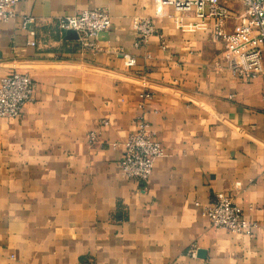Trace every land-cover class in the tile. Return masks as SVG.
<instances>
[{"label":"crops","instance_id":"crops-1","mask_svg":"<svg viewBox=\"0 0 264 264\" xmlns=\"http://www.w3.org/2000/svg\"><path fill=\"white\" fill-rule=\"evenodd\" d=\"M88 8L112 17L100 50L60 26ZM134 17L159 34L136 46ZM214 29L162 0H24L0 21V82L14 71L35 81L21 115L0 116V264H264V81L231 72ZM144 91L165 147L148 182L124 177L123 148L110 145L136 129ZM218 192L253 235L211 223L204 206Z\"/></svg>","mask_w":264,"mask_h":264},{"label":"built area","instance_id":"built-area-1","mask_svg":"<svg viewBox=\"0 0 264 264\" xmlns=\"http://www.w3.org/2000/svg\"><path fill=\"white\" fill-rule=\"evenodd\" d=\"M22 1L0 0V21L15 18L18 4ZM162 1L182 13L193 14L203 20L215 19L213 36L224 42V60L231 72L238 77H260L264 81V0H241V10L232 8L224 0ZM35 20L33 15H23L22 25L30 30ZM199 24L195 22L182 26L194 29ZM111 25L112 17L106 8H88L60 19V26L76 30L81 47L89 50L102 48L100 35L110 29ZM132 27L137 33L136 46L145 45L153 35L159 34L150 17H134ZM30 33L35 34V31L30 30ZM30 44L35 45L36 41L30 40ZM162 45L165 46L164 41ZM123 57L127 67L136 64L135 55L123 52ZM34 90L35 81L29 73L14 71L3 76L0 82V116L21 115L25 104L33 99ZM141 96L143 100L140 103L141 113L135 121L136 129L126 140L114 141L110 145L123 148L120 170L124 177L148 182L156 160L165 154V147L147 118L145 100L152 98L153 93L144 91ZM103 123L107 124L108 121L104 120ZM89 136L93 141L98 139L96 131H91ZM204 210L211 223L218 228L246 235H253L257 228V224L245 216L243 207L225 192L216 193L213 200L204 206Z\"/></svg>","mask_w":264,"mask_h":264},{"label":"water","instance_id":"water-1","mask_svg":"<svg viewBox=\"0 0 264 264\" xmlns=\"http://www.w3.org/2000/svg\"><path fill=\"white\" fill-rule=\"evenodd\" d=\"M64 31V35L68 38V39H78L79 35L78 32L74 29H63ZM201 254L204 253V251H200Z\"/></svg>","mask_w":264,"mask_h":264}]
</instances>
